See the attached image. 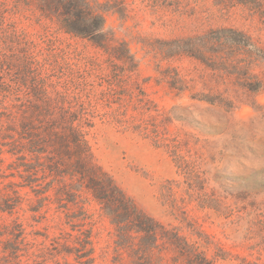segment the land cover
Masks as SVG:
<instances>
[{"label": "rangeland", "instance_id": "obj_1", "mask_svg": "<svg viewBox=\"0 0 264 264\" xmlns=\"http://www.w3.org/2000/svg\"><path fill=\"white\" fill-rule=\"evenodd\" d=\"M119 1L124 15L108 13L106 27L129 46L134 72L11 0H0V33L16 27L36 46L34 60L53 65L60 89L83 90L96 117L88 136L96 163L140 209L198 242L216 264H264V90L251 93L235 76L166 51L172 40L219 28L244 31L264 50V0ZM16 54L8 39L0 40V90L20 78V71L7 72L18 64ZM251 72L264 85V63ZM3 102L0 96L5 121L1 112L10 102ZM10 162L0 164V190L20 182ZM22 195L25 202L6 221L24 225L34 252L49 253L62 234L73 233L69 216L78 209L60 208L53 191L51 202L34 213L37 198L30 188ZM81 200L93 224L96 264H111L115 229L90 195Z\"/></svg>", "mask_w": 264, "mask_h": 264}, {"label": "trees", "instance_id": "obj_2", "mask_svg": "<svg viewBox=\"0 0 264 264\" xmlns=\"http://www.w3.org/2000/svg\"><path fill=\"white\" fill-rule=\"evenodd\" d=\"M11 1L55 22L66 34L89 41L113 61L127 65V71L137 70L129 46L116 42L106 27L108 13L124 15L119 0ZM230 1L254 4L257 0ZM2 8L0 3V15H4ZM12 29L0 33V40L8 39L17 51L18 64L10 63L7 72L20 71V78L4 82L0 90L3 103L10 102L1 112L6 120H0V164L11 160V176L20 182L10 181L0 190V264H96L93 224L84 206L87 200L78 201L85 194L98 203L115 229L111 264H216L200 251L198 242L167 229L140 209L97 165L88 140L96 117L83 90L69 84L60 89V83L53 81V65L36 62V46L16 27ZM166 51L170 58L185 55L235 76L251 93L264 90L263 82L251 72L253 66L264 63V50L244 31L213 29L172 40ZM25 188L31 189L39 203V207L31 204L34 213L51 202L53 191L60 208L70 211L69 204H73L78 209L79 214L69 216L68 223L76 234H62L49 253L34 252L35 243L29 240L24 225L18 220L6 221L25 202Z\"/></svg>", "mask_w": 264, "mask_h": 264}]
</instances>
